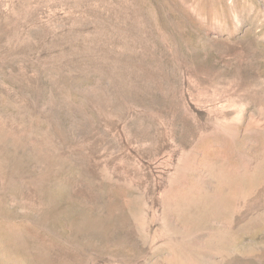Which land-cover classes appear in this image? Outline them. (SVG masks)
Wrapping results in <instances>:
<instances>
[{"label": "rangeland", "instance_id": "1", "mask_svg": "<svg viewBox=\"0 0 264 264\" xmlns=\"http://www.w3.org/2000/svg\"><path fill=\"white\" fill-rule=\"evenodd\" d=\"M0 264H264V0H0Z\"/></svg>", "mask_w": 264, "mask_h": 264}]
</instances>
